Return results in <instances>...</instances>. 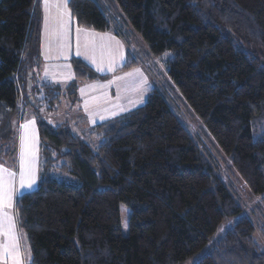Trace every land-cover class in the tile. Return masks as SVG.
Here are the masks:
<instances>
[{
	"label": "trees",
	"instance_id": "1",
	"mask_svg": "<svg viewBox=\"0 0 264 264\" xmlns=\"http://www.w3.org/2000/svg\"><path fill=\"white\" fill-rule=\"evenodd\" d=\"M111 1L153 57L169 55L168 80L264 204V0ZM38 7L0 0V161H14L18 118L37 88L25 74L38 59ZM67 8L79 28L111 29L96 0ZM71 66L78 80L107 77ZM167 101L152 89L142 106L96 124L97 147L35 114L39 181L15 202L29 264H264L252 224Z\"/></svg>",
	"mask_w": 264,
	"mask_h": 264
},
{
	"label": "rangeland",
	"instance_id": "2",
	"mask_svg": "<svg viewBox=\"0 0 264 264\" xmlns=\"http://www.w3.org/2000/svg\"><path fill=\"white\" fill-rule=\"evenodd\" d=\"M96 1L111 25V29L109 30L110 37H108L113 41L110 45L106 43L105 50L100 51L96 55V57H101L98 62L96 61V64H93L91 61L89 44L95 43L94 46L97 45L101 50L98 40L92 39L94 42H91L90 38H88V36L91 37L89 33L77 31L76 27L68 21L64 22V19L63 26L57 30L62 34L59 43H57V31H52V28H54L52 25L55 24L58 27V20L52 19L49 12L54 13L56 10L69 12L68 8L66 10L63 8L62 0H49L47 9L42 2H39L37 13L39 15L40 31L45 36L37 54L38 59L32 58L31 61L33 62L32 65L35 66L32 73L34 72L35 86L37 88H35V94H32V98L28 96V98L30 97L29 104L31 106L25 107L22 111L23 117L20 115L18 120L21 126H17L19 133L18 137L15 136L18 140L15 143L17 145L13 154L15 163L7 159L0 161V165L4 171H11L10 173L14 174L10 176L8 183L5 185L7 187L6 190H9V198L5 201L7 207L1 206L2 210L0 212L6 217L1 216L0 221H3V234L7 240H10V238L5 233L8 230L9 222H12L11 241L14 242V245L18 244L16 255L18 256L17 259L20 260V264L22 263L19 253L20 244L25 246L26 241L24 237L21 239L23 235L18 229H15L14 201L16 202V199L20 195L32 192L37 188L39 180L38 162L41 154V143L37 131L34 134H27L26 128L22 127L26 125L25 123L30 124V122L35 121L29 119L30 116L27 114H38L43 121L53 127H67L82 142L97 147L102 139H100L97 132H94V126L98 123L110 121L121 114L142 106L146 102L149 91L152 89H157L167 94L170 103L167 102L170 108L194 140L202 156L209 161L217 177L241 207L243 215L252 224L255 243L260 251L264 253V204L258 196L253 195L248 189L244 180L231 166L229 159L215 143L202 121L183 101L180 94L168 80L165 60L169 58V55L161 59L153 57L147 45L129 27L116 3L111 0ZM58 4L61 5L60 8L57 7ZM66 16L70 15L66 14ZM45 17H47V20ZM118 42L124 44L125 53L112 47L114 43ZM78 44L79 50L82 53L79 56L76 54ZM86 44L89 46V58H86L83 54ZM31 56L32 53L28 55L26 61L24 57L23 62H30ZM72 59L80 60L87 65L89 64L88 66L95 72L107 77L93 81L78 80L65 67V64H68ZM101 60L104 64L106 62L110 64L105 67L102 66L104 71H97V67L101 66L99 64V62H102ZM130 64L132 65L130 68L128 67L123 70V67ZM110 68L111 70H109ZM22 69H24V66ZM29 69L30 67H28L25 77L29 73ZM129 73L132 75H128ZM145 81L146 83H142ZM25 82L27 84V81ZM73 82L75 84L74 88H69ZM46 84L59 88L61 95L58 96V99L53 100L49 92L43 89V86ZM111 97L112 99L110 100ZM23 100L25 101V99ZM109 102H111V105L106 106ZM105 106L107 107V112L103 110ZM36 129L38 130L37 123ZM22 143L27 145L28 149L25 157L27 161L25 183H28L29 179H36L35 184L30 189H21L20 157ZM2 158L4 156L0 152V159ZM128 217L129 211L121 206L123 234H127ZM4 221L7 222L5 223ZM224 227H228V225ZM17 237L18 241L16 240ZM20 251L23 252V249ZM29 253V248L26 245L25 254L27 261L30 262Z\"/></svg>",
	"mask_w": 264,
	"mask_h": 264
},
{
	"label": "crops",
	"instance_id": "3",
	"mask_svg": "<svg viewBox=\"0 0 264 264\" xmlns=\"http://www.w3.org/2000/svg\"><path fill=\"white\" fill-rule=\"evenodd\" d=\"M59 12H62V11H59V10H56V12H49V13H51V18L52 19H54V20H58V13ZM64 12V11H63ZM48 13V14H49ZM63 19H64V22H69V23H71L74 27H76L77 29H80V31H85L86 33H89V35H91V37H89L88 36V38H90V40H91V42H94V40H92V39H95V40H98V43H99V45H100V48H101V50L99 49V47H97V45H95L94 46V44L95 43H93L92 45H91V43L89 44V46H90V49L92 50V48H93V46L95 47V55H97L100 51H102V50H105V48H106V43L107 44H112L113 43V41L111 40V38H109L110 37V32L108 31V32H106V33H104V32H102V33H100V32H96V31H94V30H91V29H83V28H79V27H77L76 26V24H75V22H74V20L72 19V17H71V15L70 16H66V14L65 15H63ZM54 28H52V31H54V30H58V27H57V25H55V24H53L52 25ZM78 31V30H77ZM47 33V32H46ZM82 33V32H81ZM84 33V32H83ZM88 35V34H87ZM44 33L42 34L41 33V31H40V45H41V42L44 40ZM109 36V37H108ZM112 47L113 48H117L118 50H120V52H124L125 53V46H124V44L122 43V42H118V43H114V45H112ZM101 57H96V61L98 62V60L100 59ZM102 61V60H101ZM99 64L101 65V66H108L110 63H108V62H106V64H104L103 63V61L102 62H99ZM66 66V68H68V72H70V73H73V69H72V66H71V60H70V62H68V64L66 63L65 64ZM89 65V64H88ZM35 67V66H34ZM34 67H30V69H29V73L27 74V76H28V78H26L27 80V89L29 90V89H31L32 87H35V85H36V83H35V77H34V72L32 73V71H34ZM73 76H74V73H73ZM34 89V88H33ZM89 95V94H88ZM112 99V97L110 98V100ZM111 105V102H109L108 103V105L106 104V106H110ZM104 107L103 108V110L104 111H106L107 110V107ZM107 112V111H106ZM28 116H30V118L29 119H33V120H35V121H33L32 123H30V124H28V123H25L26 124V130H27V134H34L35 133V131H37V134H38V130L36 129V118H35V113L34 114H31V113H28L27 114ZM20 117V116H19ZM21 117H23V115H21ZM18 120H19V118H18ZM21 126L20 125V123H19V121L17 122V126ZM16 126V130H15V132L17 133V135H16V133H15V136L16 137H18V127ZM38 127V126H37ZM38 137H39V135H38ZM16 141H18L17 139H16ZM17 145V144H16ZM15 155H16V153H15ZM13 163H15V161L13 162ZM40 168H41V166H40V158H39V162H38V171H39V175H40ZM11 171H4L3 170V168H2V166L0 165V190H3V191H7L6 190V184L8 183V180L10 179V175H9V173H10ZM35 178V177H34ZM38 179V178H37ZM36 180V179H35ZM39 181V180H38ZM38 185V184H37ZM15 187V186H14ZM8 192V194H9V190L7 191ZM6 203V202H5ZM2 205H0V211L2 210V207H1ZM14 208H15V201H14ZM14 212H15V210H14ZM1 216H5V215H3L1 212H0V217ZM14 216H15V229H18V231L22 234V232L20 231V229H19V226H18V222H17V218H16V212H15V214H14ZM6 217V216H5ZM5 223L7 222V221H4ZM23 235V234H22ZM24 236H22L21 237V239L23 238ZM25 239V238H24ZM26 241V240H25ZM0 245H8L9 246V250L11 251V248H12V246L14 245V242L13 241H11V239L10 240H7L6 238H5V236H4V234H3V231H0ZM26 243H25V246L22 244H20V248H19V253H20V255H21V260H22V263L21 264H29L30 262L29 261H27V257H26V254H25V248H26ZM21 249H23V252H21L20 250ZM29 255H30V258H29V260H31V254L29 253ZM12 256H15L16 258L18 257L17 255H16V252H13L12 253ZM12 256H10L9 257V259L7 260V262L5 261V258H4V255H3V252L2 251H0V264H14V261H13V259H12Z\"/></svg>",
	"mask_w": 264,
	"mask_h": 264
},
{
	"label": "snow or ice",
	"instance_id": "4",
	"mask_svg": "<svg viewBox=\"0 0 264 264\" xmlns=\"http://www.w3.org/2000/svg\"><path fill=\"white\" fill-rule=\"evenodd\" d=\"M38 2H42L45 6V8L47 9L48 4H49V0H38ZM62 6L63 8L66 10L68 7V0H62ZM58 8L61 7L60 4L57 5ZM70 15V12H59L58 13V28L63 26V15ZM45 19L47 20V17H45ZM78 31H80V29H77ZM61 33L59 31H57L56 33V40L57 43H59L60 38H61ZM78 56L81 55V51L79 50V44L77 47V53ZM86 58H89V46L86 44L85 45V49H84V53ZM47 58V57H46ZM91 61L93 64H96V55H95V47L93 46L92 50H91ZM111 70V68L109 69ZM97 71H104V68L102 66H98L97 67ZM128 75H132L131 73H129ZM118 79H122V78H118ZM142 83H146L142 82ZM32 123V122H30ZM22 127H26V125L22 126ZM28 149H27V145L22 143V150H21V157H20V168H21V189H25V188H31L33 186V184H35V180L34 179H29L28 183H25V167H26V155H27ZM10 176L14 175L12 173H9ZM9 198V194L7 191H3L0 190V205H3L4 207H7V204L5 203V201ZM13 225L12 222L10 221L8 224V230L5 233L6 235L9 236V238H12V229ZM0 231H4L3 228V221H0ZM16 240L18 241V237L16 238ZM18 250V244L17 245H13L11 248V251L9 250V246L8 245H0V251L3 252L5 261L7 262V260L9 259L10 256H12L13 252H16ZM12 259L14 261V264H20V260L17 259L15 256H12Z\"/></svg>",
	"mask_w": 264,
	"mask_h": 264
}]
</instances>
